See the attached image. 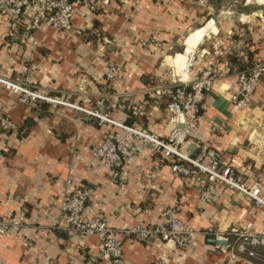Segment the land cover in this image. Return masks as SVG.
Here are the masks:
<instances>
[{
	"label": "crops",
	"instance_id": "obj_1",
	"mask_svg": "<svg viewBox=\"0 0 264 264\" xmlns=\"http://www.w3.org/2000/svg\"><path fill=\"white\" fill-rule=\"evenodd\" d=\"M221 1L108 0L96 12L76 5L69 31L31 32L28 11L12 38L6 21L0 23V78L63 102L24 100L0 81V123L7 117L20 129L7 133L0 125V218L21 219L19 229L0 236V264H112L101 258L96 235L62 230L69 179L93 189L88 215L117 230L158 223L167 208L200 230L229 233L248 223L264 230V210L246 195L222 186L213 202L201 203L194 176H176L171 160L137 137L132 161L116 177L94 150L117 128L76 108L108 111L98 101L114 94L121 104L112 118L129 125L124 107L138 105L143 119L135 125L164 138L173 129L167 111L173 82L178 76L192 82L210 70L215 80L183 150L195 155L208 147L220 165L234 163L250 184L264 183V79L250 103L232 99L241 71L233 60L245 67L264 61V0H243L249 11L235 15L238 0H228L224 18L217 14ZM110 63L120 69L114 81L106 79ZM121 238L124 264H227L231 256L206 235L186 249ZM248 260L239 253L235 261Z\"/></svg>",
	"mask_w": 264,
	"mask_h": 264
},
{
	"label": "built area",
	"instance_id": "obj_2",
	"mask_svg": "<svg viewBox=\"0 0 264 264\" xmlns=\"http://www.w3.org/2000/svg\"><path fill=\"white\" fill-rule=\"evenodd\" d=\"M107 2L108 0H0V23L5 20L8 26L7 36L15 37L29 11L27 25L29 31L34 32L48 27L69 31L73 27L72 19L76 5H83L96 12ZM119 71L116 64L110 63L106 70V79L114 81ZM238 78L239 88L232 95V99L241 106L251 102L257 86L264 79V61L249 65L238 73ZM214 80L215 75L210 70L202 72L201 76L192 82H186L178 76L167 91L169 93L167 111L170 113L173 129L164 138L112 118L110 112L118 109L121 104L120 98L114 94L106 93L105 97L98 101L101 106L107 107L108 111L105 112L76 106L99 119V122L109 123L117 128L94 150V158L111 167L116 177L121 176L124 165L133 159L129 151L130 143L137 137L151 143L155 151L171 160V167L176 176L184 178L194 176L200 184L201 203L213 202L220 188L224 186L246 195L254 207L264 210L263 182L250 184L238 174L234 163L220 165L218 155L212 154L208 147H202L195 155H189L183 150L184 142L197 125L205 92L211 88ZM0 81L8 88L21 93L24 100L63 104L61 100L48 97L37 89L2 78ZM127 107L136 116L143 114V108L138 105L128 104ZM0 125L7 133H19V126L7 117L1 119ZM67 185L66 198L62 206V216L66 225L61 227L62 230L71 236L96 235L99 238L98 250L101 258L112 264H124L121 235L139 240L160 239L171 242L179 249L188 248L194 239L206 235L214 239L218 249L231 254L227 264H241L235 261L239 253L250 258L247 264H264V252L260 250L264 249V230H254L252 223L229 233L215 230L213 227L200 230L184 224L177 208H167L163 212L162 221L158 223H140L134 228L117 230L107 220L88 215V203L93 192L90 186L77 184L72 179L67 181ZM20 226V218L18 220L0 218V236L17 230Z\"/></svg>",
	"mask_w": 264,
	"mask_h": 264
},
{
	"label": "rangeland",
	"instance_id": "obj_3",
	"mask_svg": "<svg viewBox=\"0 0 264 264\" xmlns=\"http://www.w3.org/2000/svg\"><path fill=\"white\" fill-rule=\"evenodd\" d=\"M253 1V0H252ZM228 0H223L221 1L219 4V11H218V15L220 16V18H224L225 16H230V13L227 11H230V8L228 7ZM241 10L244 12H248L249 9L247 6L244 5L243 0H238V2H233V14L235 15V12H238V14H242ZM242 16V15H240Z\"/></svg>",
	"mask_w": 264,
	"mask_h": 264
},
{
	"label": "trees",
	"instance_id": "obj_4",
	"mask_svg": "<svg viewBox=\"0 0 264 264\" xmlns=\"http://www.w3.org/2000/svg\"><path fill=\"white\" fill-rule=\"evenodd\" d=\"M233 62H237L239 64L241 71H243V70H245L247 68V67H245V65H243V63H241L240 60H233ZM125 110L131 116L127 120V123L129 125L136 126L135 123L136 122H141V120L143 119L142 116H136V115H134L133 112H132V110L130 108H128L127 106L125 107ZM260 250L264 252V249L263 248L260 249Z\"/></svg>",
	"mask_w": 264,
	"mask_h": 264
},
{
	"label": "bare ground",
	"instance_id": "obj_5",
	"mask_svg": "<svg viewBox=\"0 0 264 264\" xmlns=\"http://www.w3.org/2000/svg\"><path fill=\"white\" fill-rule=\"evenodd\" d=\"M185 62H186V61H185ZM184 65H186V63H185ZM185 70H186V68H185Z\"/></svg>",
	"mask_w": 264,
	"mask_h": 264
},
{
	"label": "water",
	"instance_id": "obj_6",
	"mask_svg": "<svg viewBox=\"0 0 264 264\" xmlns=\"http://www.w3.org/2000/svg\"><path fill=\"white\" fill-rule=\"evenodd\" d=\"M225 244V243H224Z\"/></svg>",
	"mask_w": 264,
	"mask_h": 264
}]
</instances>
